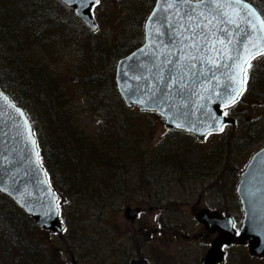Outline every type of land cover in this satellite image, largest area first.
<instances>
[{
    "label": "rangeland",
    "instance_id": "obj_1",
    "mask_svg": "<svg viewBox=\"0 0 264 264\" xmlns=\"http://www.w3.org/2000/svg\"><path fill=\"white\" fill-rule=\"evenodd\" d=\"M154 2L155 0H99L93 8L97 31L84 24L87 31L83 29L85 36L80 41L75 40L72 32H69L63 37L58 35L56 44L51 49L39 44L32 45V49H29L28 52L34 54V58L48 69L47 72L55 80V84H51L49 88L51 94L57 88L56 94L60 97V107L63 109L59 108L57 112H61L60 115H64L65 120L74 126L75 134L78 133L82 144L75 143L73 147L68 144L65 147L64 158L68 161L67 167L71 165L72 168L62 167L56 172L58 186L62 189L59 209L61 220L67 228L64 234L41 230L36 227L31 216L25 212V216H21L7 201L0 198V208L9 213L14 222L23 226L20 232L25 234L26 244L30 246L34 242L38 246L31 260L15 244L12 254L0 252V264H73V261H77V264H128L132 258L139 256L158 264L163 258H170V264H180L177 257L183 264H191L193 259L195 262L198 256L205 253L201 252L205 247L204 238L195 241L190 239L189 235L193 230L189 227L177 230L169 228L163 221H167L170 207H176L177 219L185 218V210L190 212L196 205L192 194L209 190L200 207L210 206L227 213L238 211L236 189L239 175L252 154L264 146V98L243 95L238 103L227 109L235 123L225 129L223 137L220 136V152H214L217 150L216 138L201 143L202 141L178 133L167 135L169 128L165 126L161 116L141 111L138 107L129 108L125 103L124 108H119L117 103L112 107L113 116H122L120 120L124 137L119 138L108 120L101 118L104 116L95 111V106H91L92 99L103 100V96L110 98L109 94L116 95L117 63L144 43V24ZM8 3L14 7L15 13L25 12L28 0H0L1 13L10 12L4 8ZM6 21L8 22L7 19ZM94 43L98 45L94 46ZM260 58L253 62L258 65V76L260 72H264L260 69L264 66V61L258 63ZM95 59L101 60L97 68L102 85L97 90L98 97L84 88L86 79L83 80L91 71L94 74L93 67L97 64ZM3 64L10 69L4 58ZM1 82L6 83V79L2 77ZM39 101L34 98L30 109L42 132H45L43 127L46 119L51 117L50 110H55L48 109L50 114L46 113L44 110L47 109L42 110L41 105L48 106L45 103L49 100H44L41 104ZM98 106L99 104L96 105ZM63 128L65 127L60 130L65 132ZM52 132L54 134V130ZM82 138L86 139L84 143ZM122 138H125V150L118 157V162H114L112 154L117 152ZM103 152L109 160V167L99 162ZM87 156L92 165L84 174L88 175L91 171L90 178L82 175L78 169L80 165H84L85 160L82 161V158ZM183 165L186 171L180 173L178 166ZM212 170L220 173L215 179L196 176L205 174L211 177ZM89 186H92L93 191ZM139 203L146 208L143 218L157 231L159 228L153 217L158 211L153 213L148 208L163 207V226H160L163 234L159 231L154 239L146 236L129 241L119 237L116 240L112 226L116 231L124 232L125 207ZM31 223L33 229H28L27 225ZM180 231H186L189 235L186 238L180 237ZM218 235L217 233L214 238ZM175 237L180 241L178 244L174 243ZM226 252L225 261L221 264H264L263 257L252 256L249 248L238 242L227 248Z\"/></svg>",
    "mask_w": 264,
    "mask_h": 264
},
{
    "label": "water",
    "instance_id": "obj_2",
    "mask_svg": "<svg viewBox=\"0 0 264 264\" xmlns=\"http://www.w3.org/2000/svg\"><path fill=\"white\" fill-rule=\"evenodd\" d=\"M60 1L70 7L88 28L97 30L98 24L92 13L97 4L95 0ZM216 4L230 7L218 9ZM250 10L256 15H249ZM202 11L209 18L217 16L213 29L215 36L209 37L207 46L214 44L217 50L227 49L231 58L224 56L222 51L205 50L206 42L202 37L208 29H196L199 51L190 47L192 41L186 37L192 33L185 31L189 27L187 17L191 15L194 22H198L196 18ZM233 11L239 12V27L220 23L225 20L222 13L232 15ZM246 20H252L256 28ZM259 20L264 17L246 0H239V4L236 0H215V3L213 0H204L203 3L200 0H156L144 24V43L117 63L115 83L125 105L155 112L165 120L167 128L192 133L198 141H203L211 132H218L217 129L227 123L234 124L235 119L223 114L232 104L229 99L236 97L233 90L240 89L236 100L243 92L247 64L264 52V26ZM218 40H224V45ZM208 57L215 59V65ZM4 96L8 97L7 103ZM16 108L23 112V116ZM0 192L31 216L38 228L63 233L65 224L60 217L59 196L41 162L32 122L25 110L1 88ZM237 192L245 212L239 232L233 229L230 221L208 222V211L199 216L211 233L219 234L202 264L223 263L225 251L222 246L234 242L247 245L252 256L264 257V147L252 155L241 174ZM137 212L138 209L127 207L125 217L134 220ZM130 264L148 263L141 258Z\"/></svg>",
    "mask_w": 264,
    "mask_h": 264
},
{
    "label": "trees",
    "instance_id": "obj_3",
    "mask_svg": "<svg viewBox=\"0 0 264 264\" xmlns=\"http://www.w3.org/2000/svg\"><path fill=\"white\" fill-rule=\"evenodd\" d=\"M247 1L253 3L264 16L263 0L259 2L256 0ZM4 8L10 10V12L7 11V13H1L0 7V88L26 111L36 132L41 160L49 172L52 184L55 188L57 186V192L61 196L60 191L62 189L58 186L56 172L62 167H65L66 169L72 168L71 165L67 167L68 161L64 158L65 147L68 144L72 147L75 143L76 145L82 144V141L80 140L78 133L75 134L76 129L74 126L65 120L64 115H60L61 112H57L59 108L62 109L60 107V97H57V88L53 89L54 92L52 94L51 89L49 88L51 84H55V80L51 78L48 73L49 71L47 72L48 69L34 58V54H31L28 51L29 49H32V45L38 44L41 47L51 49L56 44L55 39L58 35L63 37V35H66L69 32H72L75 40L80 41V39L85 36V30L87 28L73 13L72 9L65 6L59 0H28L27 9H25L26 11L18 12L17 10L19 14L15 13L16 11L14 7L9 3ZM72 28L75 29L73 30ZM96 45L98 44L94 43V46ZM259 57H261L258 61L260 64L264 61V53L257 56L254 59L255 62ZM3 58L5 63L8 64L7 67L10 69L3 66ZM254 60L251 62L250 66H248L246 71V87L243 95H252L261 99L264 98V72H260L258 76V65L254 64ZM95 62L97 64L93 67L95 69L94 74L91 71V73L83 78V80L86 79L84 88L88 89L89 92L98 97L99 94H97V90H99V87L101 88L102 85L100 83L101 74L97 72V68L98 63L101 62V60L95 59ZM260 69L264 70V66ZM2 77L6 79V83L1 82ZM115 93V96L109 94L110 98H105L103 96V100L92 99L93 102L91 106H95V111L104 116L101 118L108 120L111 128H114L115 133L121 138L124 137L123 124L120 120L122 116L121 114H119L118 117L113 116L112 107L114 103H117L119 108H124L125 106L117 89H115ZM33 94L34 98L38 101L41 99L39 101L40 104L44 100H49L48 103H45L48 104V106L41 105L42 110L47 109L44 111L48 114H50L48 109H54L56 112L50 110L51 117L46 119V123L43 127L45 132H42L39 122L36 120V117L30 109V103L34 99L32 98ZM98 104L99 106L96 107ZM58 119L60 122H58ZM59 124H63L64 126H60ZM61 127H65L63 128L65 129V132H62V129L60 130ZM52 130H54V134ZM82 139L84 143L86 139ZM124 140L125 138L120 140V143L117 146V152L114 155L112 154L114 162H118V157L122 154L123 150H125ZM83 160H85L84 165H80L78 169L82 175H86L84 173L88 172L87 169L92 163L88 156L85 159L82 158V161ZM108 161L106 153L103 152L99 162L102 165L109 167ZM91 175L92 173L90 171L86 176L90 178ZM89 187L90 190L93 191L92 186ZM0 198L7 201L10 206L18 212V214L25 216L24 211L1 192ZM27 218L29 217L27 216ZM27 228L33 229V224L31 223L27 225ZM20 230H23V226L14 222L12 216L0 208V252L10 255L13 253L15 244H17L22 248L21 251H24V253H26L32 260L34 258L33 255L37 252L38 246L34 242H31L32 244L28 246L26 244L25 234L20 232Z\"/></svg>",
    "mask_w": 264,
    "mask_h": 264
},
{
    "label": "flooded vegetation",
    "instance_id": "obj_4",
    "mask_svg": "<svg viewBox=\"0 0 264 264\" xmlns=\"http://www.w3.org/2000/svg\"><path fill=\"white\" fill-rule=\"evenodd\" d=\"M227 115L230 116V114H227ZM235 118L237 120H239L238 117L235 116ZM229 126L230 125H224L223 131L209 133L201 143H206L207 141H210L211 139L216 138L215 141H216L217 150L216 151L214 150V152H220L218 149L219 141H221L220 136L222 135V137H223V134L226 132L225 129H227V127H229ZM167 130H168L167 135H173V134L178 133V134H181L184 136H188L193 140H197L195 135L192 133L182 131V130H171V129H167ZM211 151H213V148H211ZM179 167H180V173H183L181 171H184V172L186 171V167L184 165H183V167L178 166V168ZM212 171L213 172L211 173L212 174L211 177H209L210 175L205 176V174L196 175V176L197 177L202 176L204 179H213V178L215 179V176L219 175L220 173L216 172V170H212ZM241 173L239 175V179L237 182V189H236L237 195H238V192H237L238 185L240 184V180H241ZM212 191L214 194L215 193L214 190H212ZM209 192H210L209 190H203L201 192L196 191L195 194H192V196H194L193 203H196V205L191 209L190 212H188V210H185L187 213V214H184L185 218L177 219L175 216L176 207L175 208L170 207L168 217H167V221H163L164 223L167 224V226L169 228H171L173 230H177L179 228H184V227H189L190 230H193V232L190 235L186 231H180L181 232L180 237L186 238L189 235L190 239L192 238L193 241L204 238L205 247L202 248L201 252L205 251V253L203 255L198 256V258L195 262H194L195 259H193L191 264H202V259L206 256L208 251L212 248L213 241L215 239L214 237H215V235L217 236V233L216 234L211 233L208 230V225L199 218V216L202 217V215H201L202 212L208 211V212H206V214L210 215V219H207L208 222L215 223V222L221 221V223H224V222L230 221L232 223V227L238 231H239V229L243 223V220H244L245 212L243 210L242 202H241L239 195H238V211L227 213V212L220 211V209L219 210L213 209L210 206L200 207V203L203 200V197L207 196V194H209ZM127 207H132L133 209H138V212H137L134 220L127 219L126 217H124L125 221H126L124 232L118 231V230L116 231L115 227L112 226L113 234L116 235V240H118V237L122 240L126 239V241H129L132 239H138V238H142V237L145 238L146 236L153 238V239L156 238L159 234L160 226L161 227L163 226V222L161 221V214H162L161 210L163 209V207H149L148 208V211H152L153 213L158 211L157 214H155L153 218H154L156 227L159 228V231H157L155 228L149 226V222L143 218V214L146 213V208L143 207L142 204L139 203V204H136L135 206H132V204H128L125 207V209ZM125 209H124V216H125ZM179 216H180V214H179ZM203 218H204V216H203ZM41 230H43V229H41ZM160 234L162 235L163 232L160 231ZM170 236L173 237L175 235H170ZM112 241H113V239H112ZM179 242H180L179 239L177 241V239L175 237L174 243L178 244ZM236 244H237V242H234L231 245H223L222 249L225 251V253L227 255L226 249L229 247H232ZM205 248H206V250H205ZM185 249H187V248H184V250ZM199 251H200V249H199ZM141 258L145 259L148 264H158V263L152 261L151 259H146V258H143L141 256L132 258L128 264H130L133 260L141 259ZM170 260H171L170 258H163L159 264H170ZM177 261H179L180 264H183V262L181 260H179L178 257H177ZM75 263L77 264V261L76 262L73 261V264H75Z\"/></svg>",
    "mask_w": 264,
    "mask_h": 264
},
{
    "label": "snow or ice",
    "instance_id": "obj_5",
    "mask_svg": "<svg viewBox=\"0 0 264 264\" xmlns=\"http://www.w3.org/2000/svg\"><path fill=\"white\" fill-rule=\"evenodd\" d=\"M96 3H99V0H95ZM201 3L204 2V0H200ZM213 3H215V0H213ZM236 3L239 4V0H236ZM169 7H173V5H169ZM223 7H230V5H220V4H216V8H223ZM243 7L247 8L248 6L247 5H244ZM222 15L225 17V20L223 21H220V23H227V24H233V25H236V27H239V24H238V19H239V12L238 11H233L232 15H229L228 13L224 12L222 13ZM249 15L251 16H255V12L254 10H250L249 11ZM235 17V18H234ZM202 18V19H200ZM188 19V22H189V27L188 28H185V31H191L192 35L189 36V37H186V39L192 41L190 47H192L193 49L199 51V48L196 44V29L197 28H201V29H208V33L206 35H204L202 38L205 40L206 42V49L207 51H213V52H220L222 51L224 56H228V51L227 49H221V50H217L213 45H211L210 47H208L207 45L210 43L209 41V37L210 36H215V31L213 30L214 27H215V24L214 22L217 20V16H212L211 18H209L208 16L205 15V13L202 11L199 13V17L196 18V20L198 22H194V19H193V16L191 15H188L187 17ZM257 19H259V17H257ZM246 22L252 27V28H256V24L253 23L252 20H246ZM259 23L260 25L264 26V20H259ZM181 27L183 28L184 25H181ZM218 30V29H216ZM224 31H227V29L225 28ZM218 42L221 44V45H224L225 41L224 40H218ZM228 43H231V41L229 40ZM191 59H196L197 57H190ZM228 58H231L230 56H228ZM208 60L213 64L215 65V59H213L212 57H208ZM240 63L242 64L243 63V60L241 59ZM234 66H239V65H234ZM235 93H236V97L239 96L240 94V89H234L233 90ZM236 97H231L229 99V102L232 103V104H235L237 102L236 100ZM4 101L7 103L8 102V97L7 96H4L3 97ZM141 103H143V101H141ZM227 106V104L225 105ZM9 107H13L15 108V105H12V104H9ZM16 111L21 115L23 116V112L16 108ZM224 116L227 115V113L225 112L223 114ZM222 119V118H221ZM25 126L27 127V120H25ZM177 127H182V125H177ZM218 131H223V127H219L217 129ZM29 135L31 136V132L29 130ZM33 144L35 143V141H32ZM6 190V189H5Z\"/></svg>",
    "mask_w": 264,
    "mask_h": 264
},
{
    "label": "bare ground",
    "instance_id": "obj_6",
    "mask_svg": "<svg viewBox=\"0 0 264 264\" xmlns=\"http://www.w3.org/2000/svg\"><path fill=\"white\" fill-rule=\"evenodd\" d=\"M21 107V106H20ZM26 112V111H25ZM196 137V136H195ZM197 139V138H196ZM41 162H42V160H41ZM42 164H43V162H42ZM43 166L45 167V165L43 164ZM45 169L47 170V168L45 167ZM254 257H256V256H254Z\"/></svg>",
    "mask_w": 264,
    "mask_h": 264
}]
</instances>
